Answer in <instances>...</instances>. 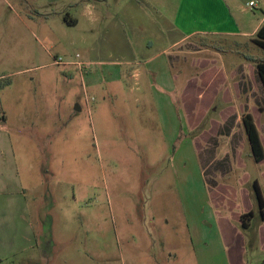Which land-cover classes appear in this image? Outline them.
<instances>
[{
	"label": "rangeland",
	"instance_id": "rangeland-1",
	"mask_svg": "<svg viewBox=\"0 0 264 264\" xmlns=\"http://www.w3.org/2000/svg\"><path fill=\"white\" fill-rule=\"evenodd\" d=\"M127 1L0 0V166L13 158L27 204L17 246L3 244L0 264H229L223 242L233 240L244 264H264L254 188L264 196V164L237 122L250 113L264 140L255 66L264 50L200 36L188 57H144L143 45L108 29ZM233 65L243 76L233 79ZM167 66L175 88L165 92ZM221 68V88L256 92L236 104L232 92L225 103L218 75L206 90L208 73ZM237 183L252 195L248 228L218 204V184ZM217 213L238 236L223 237Z\"/></svg>",
	"mask_w": 264,
	"mask_h": 264
},
{
	"label": "crops",
	"instance_id": "crops-1",
	"mask_svg": "<svg viewBox=\"0 0 264 264\" xmlns=\"http://www.w3.org/2000/svg\"><path fill=\"white\" fill-rule=\"evenodd\" d=\"M251 2H254L253 6L250 5ZM109 16L108 29H111V31L117 30L118 34H115V36L121 38L123 42H127L129 46L133 45L132 43L139 46L143 45L139 49V54L146 55L144 57H157L158 59L168 56L188 57L195 53V50L191 48V46H194L192 40L200 36L226 40H246L256 45L254 43L255 36L264 24V0H128L125 7L116 12L115 19H112L111 15ZM77 23L75 21V24ZM128 31L132 33L133 39L128 35ZM147 45L148 48L145 47ZM158 45L160 47H154ZM154 48H157V51L153 55ZM204 48L206 49V46L200 49L204 50ZM149 53L152 54L149 55ZM124 54L137 55L134 49L130 51L125 49ZM169 61L171 63V60ZM248 61L253 62V59ZM168 67L165 70V78L160 82V87L165 92L172 91L175 88L174 76H170ZM233 67V79H236L237 76H243V65L240 67L233 65ZM159 72V79H161L163 78L161 77V73H163L162 66ZM216 75H218L216 81L219 78H222V80L219 83V90L215 92L220 93L222 91L225 103H227V95H231L232 92L236 95L234 97V103L236 104L241 99L242 93L253 94L257 90L251 85L244 88L243 85L237 82L232 88H221V83L226 82L224 68L218 69L212 74L208 73L206 90L211 88L212 80ZM213 83H215V79ZM192 84V81L189 80L184 84L183 92L187 96L192 92ZM210 93L213 94L212 91ZM229 99L232 100L231 96ZM249 99L248 101L251 103V97ZM157 106L161 116L162 104L157 102ZM253 108L256 107L248 106V109ZM244 115L237 118L238 123H242ZM257 129L260 132L258 127ZM260 135L264 146L261 132ZM4 160L2 154H0V164ZM259 164H264V160ZM244 186L245 184L243 186L238 184L239 189H236L218 184L217 189L215 188L218 204L222 206L224 202H227V205L232 208L231 219L235 223L241 222L242 214L253 211L250 202L252 195L249 191L244 190ZM258 186L261 191L259 184ZM22 191L19 186L18 170L11 157L7 160L6 167L0 166V248L3 247L4 243L12 249L17 246L19 213L27 217L25 215L27 204L21 196L23 195ZM216 218L217 230L222 233L223 237L229 239L231 236L239 235L236 227L227 218L219 213H217ZM24 225H27V223ZM233 241L227 244L223 242V250L229 252V264H244L240 255L242 253L241 247ZM262 244V247H264V240Z\"/></svg>",
	"mask_w": 264,
	"mask_h": 264
},
{
	"label": "trees",
	"instance_id": "trees-1",
	"mask_svg": "<svg viewBox=\"0 0 264 264\" xmlns=\"http://www.w3.org/2000/svg\"><path fill=\"white\" fill-rule=\"evenodd\" d=\"M69 23L75 24V21H69ZM254 43L258 47L264 50V24L258 30L254 39ZM255 66L258 77L264 87V62L258 61L255 63ZM242 124L246 131V135L248 138L252 155L255 161L260 163L261 161L264 160V146L261 140L260 132L257 129L253 116L250 113L245 114L242 118ZM254 188H255L256 198L259 202L261 217L264 220V198L261 194L257 182L254 183ZM253 217H254L253 211L246 214H242L240 218L242 226L244 228H248L250 226V221Z\"/></svg>",
	"mask_w": 264,
	"mask_h": 264
},
{
	"label": "built area",
	"instance_id": "built-area-1",
	"mask_svg": "<svg viewBox=\"0 0 264 264\" xmlns=\"http://www.w3.org/2000/svg\"><path fill=\"white\" fill-rule=\"evenodd\" d=\"M250 5L253 6V5H254V2H251ZM61 60H62L61 58L58 59V60H56V61H55V64H57L58 62H61Z\"/></svg>",
	"mask_w": 264,
	"mask_h": 264
}]
</instances>
